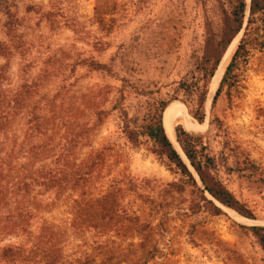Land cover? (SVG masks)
<instances>
[{
  "label": "rangeland",
  "instance_id": "1",
  "mask_svg": "<svg viewBox=\"0 0 264 264\" xmlns=\"http://www.w3.org/2000/svg\"><path fill=\"white\" fill-rule=\"evenodd\" d=\"M223 7L0 0V104L18 105L0 134V264H263L248 228L264 227L249 222L264 223V37L241 51L236 85L206 101L203 124L177 92L197 76ZM173 95L174 134L181 125L204 138L216 178L255 220L188 185L148 139L128 140ZM29 110L40 130H28Z\"/></svg>",
  "mask_w": 264,
  "mask_h": 264
},
{
  "label": "trees",
  "instance_id": "2",
  "mask_svg": "<svg viewBox=\"0 0 264 264\" xmlns=\"http://www.w3.org/2000/svg\"><path fill=\"white\" fill-rule=\"evenodd\" d=\"M228 5L229 7L227 9L225 7L222 8L221 26L217 31L213 30L211 24H207L206 26V39L203 54L196 65L197 76H193L190 81L188 79L181 81L177 88V92L182 91L188 98L195 100V107L190 111V114L199 124L205 122V104L210 85L224 58L223 56H225L232 45V41L244 30L243 37L220 81L219 87L213 98V105L216 104L218 96L225 86L230 88L236 85L234 71L241 51L245 50L246 47L250 45V42L259 41L264 37V26L259 25V21L264 17V0H250L249 3L247 0H228ZM16 99L17 98H15V100ZM174 100H177L176 95H173L168 100L159 101L156 111L151 117V121L143 126L142 129L125 130L124 128L128 140L132 144L140 146L143 141L142 138L148 139L153 143V153L165 159L173 166L177 173L185 179L188 185L199 189L200 182L202 194H208L223 207L235 211L243 218L255 220L256 218L254 215H252V213L216 178V160L208 154V148L204 143L203 137L192 135L181 125L175 127L176 141L186 160L170 141L165 131L163 115L169 103ZM182 102L187 105L185 100ZM17 106L18 105L0 104V134L5 131V122L7 119L13 116L10 111L15 110L14 112H17ZM25 114L29 117L26 124L29 131L32 132V126L30 125L34 122H36L35 126H37L38 130L42 128L41 123H39V121L42 120L41 117L36 115L37 118H32V116H35L34 113H28L27 111ZM214 121L215 119H212L210 125H212ZM98 157H100L99 154H97V158ZM91 159L93 161L95 160L94 153ZM78 173L80 172L78 171ZM1 174L2 166L0 165V175ZM85 176L87 175H82V177ZM207 205L212 213L218 214L221 212V209L215 206L212 201H207ZM11 216H13V218L15 217L16 221L14 213H12ZM248 230L256 239L263 253L264 264V227L253 226L249 227Z\"/></svg>",
  "mask_w": 264,
  "mask_h": 264
},
{
  "label": "bare ground",
  "instance_id": "3",
  "mask_svg": "<svg viewBox=\"0 0 264 264\" xmlns=\"http://www.w3.org/2000/svg\"><path fill=\"white\" fill-rule=\"evenodd\" d=\"M250 1V0H248ZM247 1V2H248ZM240 36L233 42V44L230 46V48L228 49L227 53L225 54V56H223V60L212 80V83L210 85V89H209V93H208V96H207V102L208 104H210L211 100L213 99V95L221 81V78L224 74V71H225V68H226V65H227V62L229 60V57H230V53H231V50L232 48L235 46L236 42L239 40ZM185 110V109H184ZM183 113V111H181ZM187 114V113H186ZM188 115V114H187ZM174 120H175V117H174V114H173V110L172 109H167L166 112H165V116H164V127H165V131H166V134L168 136V138L170 139V141L176 146V148L179 150V147L178 145L176 144V140H175V134H174ZM182 120V119H181ZM179 123V122H178ZM180 124V123H179ZM192 128H201L200 125H195V126H192ZM183 157H185L183 155ZM219 205V204H218ZM221 206V205H219ZM249 222H252V223H257L259 225H264V223H261V222H254V221H249Z\"/></svg>",
  "mask_w": 264,
  "mask_h": 264
},
{
  "label": "water",
  "instance_id": "4",
  "mask_svg": "<svg viewBox=\"0 0 264 264\" xmlns=\"http://www.w3.org/2000/svg\"><path fill=\"white\" fill-rule=\"evenodd\" d=\"M249 2H250V1H249ZM243 31H244V30H242L241 33H242ZM239 35H240V34H239ZM233 41H234V40H233ZM233 41H232V42H233ZM231 44H232V43H231ZM231 44H230V45H231ZM165 110H166V109H165ZM164 113H165V111H164ZM163 119H164V115H163ZM176 144L178 145L177 141H176ZM178 147H179V145H178ZM179 149H180V147H179Z\"/></svg>",
  "mask_w": 264,
  "mask_h": 264
}]
</instances>
